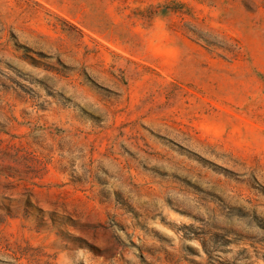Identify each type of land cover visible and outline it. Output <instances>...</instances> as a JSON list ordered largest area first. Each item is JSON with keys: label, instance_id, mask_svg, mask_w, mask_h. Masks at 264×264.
I'll list each match as a JSON object with an SVG mask.
<instances>
[{"label": "rangeland", "instance_id": "rangeland-1", "mask_svg": "<svg viewBox=\"0 0 264 264\" xmlns=\"http://www.w3.org/2000/svg\"><path fill=\"white\" fill-rule=\"evenodd\" d=\"M0 264H264V0H0Z\"/></svg>", "mask_w": 264, "mask_h": 264}]
</instances>
